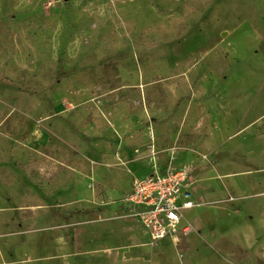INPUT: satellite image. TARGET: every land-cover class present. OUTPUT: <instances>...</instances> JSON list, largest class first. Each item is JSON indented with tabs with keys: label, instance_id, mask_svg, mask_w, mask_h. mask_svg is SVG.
I'll use <instances>...</instances> for the list:
<instances>
[{
	"label": "rangeland",
	"instance_id": "1",
	"mask_svg": "<svg viewBox=\"0 0 264 264\" xmlns=\"http://www.w3.org/2000/svg\"><path fill=\"white\" fill-rule=\"evenodd\" d=\"M155 162L197 204L149 243ZM0 264H264V0H0Z\"/></svg>",
	"mask_w": 264,
	"mask_h": 264
},
{
	"label": "built area",
	"instance_id": "2",
	"mask_svg": "<svg viewBox=\"0 0 264 264\" xmlns=\"http://www.w3.org/2000/svg\"><path fill=\"white\" fill-rule=\"evenodd\" d=\"M190 174L187 166L160 168L155 162L133 179L131 190L121 203L149 243L189 231V223H183V210L197 204L191 200Z\"/></svg>",
	"mask_w": 264,
	"mask_h": 264
},
{
	"label": "crops",
	"instance_id": "3",
	"mask_svg": "<svg viewBox=\"0 0 264 264\" xmlns=\"http://www.w3.org/2000/svg\"><path fill=\"white\" fill-rule=\"evenodd\" d=\"M260 119V118H259ZM259 119H257V120H259ZM259 122V121H258Z\"/></svg>",
	"mask_w": 264,
	"mask_h": 264
}]
</instances>
